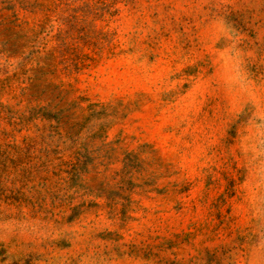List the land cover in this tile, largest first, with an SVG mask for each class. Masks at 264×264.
Segmentation results:
<instances>
[{
	"label": "rangeland",
	"instance_id": "obj_1",
	"mask_svg": "<svg viewBox=\"0 0 264 264\" xmlns=\"http://www.w3.org/2000/svg\"><path fill=\"white\" fill-rule=\"evenodd\" d=\"M0 264H264V0H0Z\"/></svg>",
	"mask_w": 264,
	"mask_h": 264
}]
</instances>
